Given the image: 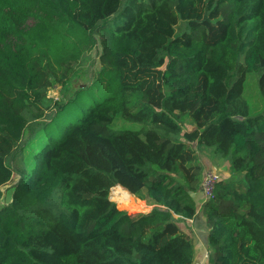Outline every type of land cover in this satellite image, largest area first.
I'll return each instance as SVG.
<instances>
[{"label":"trees","instance_id":"1","mask_svg":"<svg viewBox=\"0 0 264 264\" xmlns=\"http://www.w3.org/2000/svg\"><path fill=\"white\" fill-rule=\"evenodd\" d=\"M96 35L88 86L48 98ZM27 129L42 142L19 147L31 160L0 208V264H191L178 224L196 214L200 147L230 173L200 205L207 264H264V0H0V186Z\"/></svg>","mask_w":264,"mask_h":264},{"label":"rangeland","instance_id":"2","mask_svg":"<svg viewBox=\"0 0 264 264\" xmlns=\"http://www.w3.org/2000/svg\"><path fill=\"white\" fill-rule=\"evenodd\" d=\"M29 23H31V20L29 21ZM96 38H97V43L93 46V48L90 51L85 53L75 64L74 71L72 72L69 79L63 85L53 84V86H50L48 88L47 90L48 98L54 101V100H62L63 98L66 97H73L78 87L84 85L88 86V82H90L91 79L96 75L100 67L99 55L102 51V46L99 42L98 35H96ZM255 78L256 77L254 76V74L248 75L247 86L245 88V96H244V98L246 97L247 99L246 98L245 99L248 100L247 102L251 111H257L261 107L260 103L257 102ZM105 87L106 86L102 85L99 88H94V89H92L91 87L87 88L85 90L86 95H84L82 98V104L80 105L81 107L80 109L77 110L76 108L74 109L67 108L65 111H63L65 116L64 119L60 121L62 125H67L72 122L78 121L80 118L83 117V114L85 113V111L88 109L89 106L95 104L96 102L108 96L110 92L109 89L107 88L108 89L107 90ZM89 95H91V97H89ZM32 124L33 123H31L30 126H32ZM118 127L134 129L138 127V124L123 119L120 120ZM184 128L186 129L190 128L187 122L184 124ZM29 131H30L29 129L25 131L21 141L18 143L17 147L13 151L14 153L11 154L7 159L8 163L11 165L13 169V173L11 179L6 184L0 186V208L9 201L11 192L13 190V186L19 179V175H20L19 170L24 165L26 166L31 160L28 153H24L23 150H21L19 147L22 146L25 140L28 143L25 149L29 148L30 144H33L34 147H39L41 145L42 141L39 139H35L34 134L27 138V136H29ZM197 150H198L199 158L201 159V162L203 164L202 173L200 175L201 181L203 174L206 172H211L214 175L215 180L229 178L230 173H229V167H228L229 165L227 159L219 158L218 156H216L212 148L200 147ZM202 189L203 187L201 184L200 199L202 200H200V205L206 198V193ZM110 191H109V198H110ZM134 196L127 197V199L132 204H135L137 206L139 203H141L140 201H142V203L145 206H148L143 200ZM137 199L140 201H138ZM142 212H144V210Z\"/></svg>","mask_w":264,"mask_h":264},{"label":"crops","instance_id":"3","mask_svg":"<svg viewBox=\"0 0 264 264\" xmlns=\"http://www.w3.org/2000/svg\"><path fill=\"white\" fill-rule=\"evenodd\" d=\"M196 200V214L191 219H186L180 222L179 228L180 230L187 234L193 243L194 247V259L191 264H207V259H204L202 256L205 252L209 254V247L206 241V235L209 229V225L206 222L204 215L200 212V199L201 198V189L194 194ZM138 204L144 205L142 201ZM153 205H148L151 208ZM150 210V209H149Z\"/></svg>","mask_w":264,"mask_h":264},{"label":"built area","instance_id":"4","mask_svg":"<svg viewBox=\"0 0 264 264\" xmlns=\"http://www.w3.org/2000/svg\"><path fill=\"white\" fill-rule=\"evenodd\" d=\"M215 179H214V175L211 172H206L203 174L202 177V187H203V191L206 193V198H211L212 197V190L214 187V183H215ZM204 259L208 258V253L205 252L202 256Z\"/></svg>","mask_w":264,"mask_h":264},{"label":"water","instance_id":"5","mask_svg":"<svg viewBox=\"0 0 264 264\" xmlns=\"http://www.w3.org/2000/svg\"><path fill=\"white\" fill-rule=\"evenodd\" d=\"M110 199V198H109Z\"/></svg>","mask_w":264,"mask_h":264}]
</instances>
